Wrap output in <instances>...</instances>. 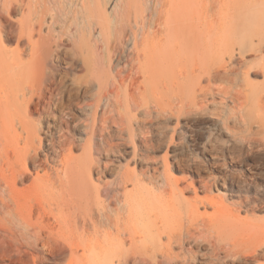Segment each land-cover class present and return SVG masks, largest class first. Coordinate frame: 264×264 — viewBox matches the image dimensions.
Masks as SVG:
<instances>
[{"label": "bare ground", "instance_id": "6f19581e", "mask_svg": "<svg viewBox=\"0 0 264 264\" xmlns=\"http://www.w3.org/2000/svg\"><path fill=\"white\" fill-rule=\"evenodd\" d=\"M217 81L247 167L176 178ZM259 179L264 0H0V264H264Z\"/></svg>", "mask_w": 264, "mask_h": 264}, {"label": "rangeland", "instance_id": "374dc122", "mask_svg": "<svg viewBox=\"0 0 264 264\" xmlns=\"http://www.w3.org/2000/svg\"><path fill=\"white\" fill-rule=\"evenodd\" d=\"M226 84H225V82H221V81H217V85H216V82L211 83L212 88H213L212 91H214L216 93L215 102L218 104L215 105L213 103V101L211 100L209 102L210 108L208 110H206L207 112H205V113H203L197 117H188V119H186V120H184V119L181 120L179 128L182 129V132L177 134V137L181 138V142H180L179 147L176 151V155H177V157L179 156L178 159L181 161L180 162L181 164L178 163L181 168L176 167V169L171 170V173L174 177L186 178L188 180V182H192L195 180L197 182L198 174L196 172H194L193 170L189 169L188 167H186L184 162H183V159H186L188 156H197L198 158L203 160L205 163H207L208 155L204 151L203 147H204V144L206 143L207 139H209V137L213 141H218V142L214 143V148H215L214 151L218 155L219 165L220 164L221 165L216 166V167H218L219 169H221V167H222V170H224V171H226V170H228V171H234L235 170L236 171V170H240L241 168L244 169L247 167L246 165H244V163H242L239 160V157H237V156H239L241 154L242 156L246 157V156H249L248 153L247 152L240 153L238 148H235L232 145H227L226 147L221 146V144H223V141L226 139V137L224 135H222L219 131H217V129L215 128V125H214L215 120L217 118H220V115L221 116L225 115L224 109H225V107L230 105V99H228V98L230 97V94H232V92H234V89H232V86L229 84H227V85ZM216 90H217V92H216ZM218 91L222 92L223 94L222 95L217 94ZM224 96H225V98L222 99V97H224ZM219 101L223 102V103H219ZM185 121L188 122V124H184ZM229 148H230V150H229ZM164 151L165 150L158 152V155L160 157H162L164 154ZM169 162L170 163L172 162V165L175 164L172 160L171 154H169ZM253 162H254L253 156H250L246 159V164H251ZM175 166H177V164H175ZM207 166L209 167V168H207L208 170L203 171L202 175L205 174L204 176H207L211 172H216V169L213 165H210L208 163ZM259 182L264 183V179H259ZM195 185L198 186V183H195ZM200 194L202 195V193H200ZM213 194H217V191L214 190ZM187 195L189 196V195H193V194H192V192H190V193H187ZM260 216H264V213H260Z\"/></svg>", "mask_w": 264, "mask_h": 264}]
</instances>
